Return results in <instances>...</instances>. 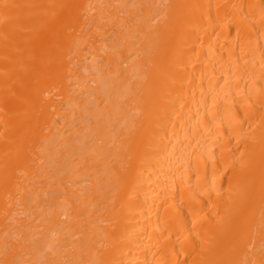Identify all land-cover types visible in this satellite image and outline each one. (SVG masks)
Wrapping results in <instances>:
<instances>
[{
  "label": "bare ground",
  "instance_id": "bare-ground-1",
  "mask_svg": "<svg viewBox=\"0 0 264 264\" xmlns=\"http://www.w3.org/2000/svg\"><path fill=\"white\" fill-rule=\"evenodd\" d=\"M0 264H264V0H0Z\"/></svg>",
  "mask_w": 264,
  "mask_h": 264
}]
</instances>
